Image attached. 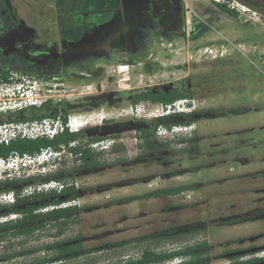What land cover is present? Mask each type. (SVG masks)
<instances>
[{"label": "rangeland", "instance_id": "rangeland-1", "mask_svg": "<svg viewBox=\"0 0 264 264\" xmlns=\"http://www.w3.org/2000/svg\"><path fill=\"white\" fill-rule=\"evenodd\" d=\"M5 1L13 18L33 29L38 41H58L61 33L62 37H70L80 20L81 6H87L82 0ZM192 1L186 0V4L190 6ZM194 3L206 7L204 2ZM252 22L255 18L247 16L243 21L214 22L208 39H213L215 45L206 49L198 50L196 43L154 46L146 59L158 65L155 70L147 60L131 66L125 55H118L111 62L89 58L53 75L77 87L96 82L97 78L102 80L110 102L92 98L85 103L99 110L104 119L101 126L106 120L113 123L110 127L116 125L117 132L107 131L104 139L116 141L114 147L118 150L99 154V165L79 171L75 168L81 163L63 155L60 164L50 163L40 169L47 175L72 174L62 183L76 187L74 206L79 208L77 217L66 228L57 224L54 230L46 227L41 232L40 261L54 255L42 247L76 236L81 250L94 252L48 264H121L125 257L132 258L145 249L164 253L204 238L210 246V264H228L225 255L236 250L242 252L234 255L239 257L264 249V28ZM95 59L96 65L92 66ZM119 65L128 67L117 71ZM14 67L17 73L37 78L22 73L20 65ZM181 80L191 90L194 107L203 115L173 138L162 139L155 134L157 150L147 151L137 138V124L153 119L145 113L140 118L129 113V91L149 86L178 87ZM143 104L149 113L153 112L155 106ZM35 113L29 108L0 119L17 121ZM181 139L185 143L180 144ZM7 178L0 179L10 182ZM178 187L186 192L165 198L146 196ZM239 217H244V222L223 225ZM193 224H199L200 229L171 238L143 239ZM60 229L61 236H52ZM179 260L173 258L171 263Z\"/></svg>", "mask_w": 264, "mask_h": 264}, {"label": "flooded vegetation", "instance_id": "flooded-vegetation-1", "mask_svg": "<svg viewBox=\"0 0 264 264\" xmlns=\"http://www.w3.org/2000/svg\"><path fill=\"white\" fill-rule=\"evenodd\" d=\"M83 1H87V6H81L82 9L78 13L80 20L77 22L76 31L70 37H62L61 33L58 41H38L35 31L23 21L13 18L9 4L0 0V69H14L15 65H20L22 71L36 76H47L89 58L111 62L118 55H125L126 62L131 60L130 65L134 66L136 61L147 60L146 56H151L147 53L151 52L154 46L196 43L195 46L199 50L215 45L213 39L209 40L208 37L213 34L212 25L216 21L237 22L243 21L244 16H247L250 20L255 18L252 23L264 28L263 0H194L190 6L186 4V0ZM196 1L204 2L206 7L200 8L194 3ZM201 44L203 47H199ZM97 59L91 61L92 66L96 65ZM147 62L154 70L158 67L156 63L151 64L148 60ZM94 83L99 84L100 91L96 95L86 96L82 103L96 97L109 103L110 97H107L108 91L103 89L102 80L97 78ZM156 87L161 86L144 88ZM189 91L191 94L190 89ZM184 99L194 104L192 97ZM192 113L196 119L203 115L196 106L193 107ZM109 122V125L113 124ZM101 125L86 127L77 133L79 137L73 142H78L80 145L77 146L85 149L83 143L87 142V130L100 128ZM114 126L109 127L107 131H111V134L116 132ZM73 158L82 165L79 156ZM41 181L40 178H27L19 180L16 185L13 184L10 190L7 189L9 184L6 182L0 187V264H40L39 238L42 231L39 228V220L36 219L33 223L29 220L28 209L31 202L21 203L19 212L10 214L6 195L13 194L14 204L18 200H30L32 195L39 193L36 192V186L43 184ZM32 204L37 205L36 202ZM37 212L38 210L34 213ZM11 215H16L15 219H11ZM15 224H18L17 228H14ZM26 244L29 246L25 249ZM83 251L78 257L93 253ZM25 258L28 259L27 262Z\"/></svg>", "mask_w": 264, "mask_h": 264}, {"label": "trees", "instance_id": "trees-1", "mask_svg": "<svg viewBox=\"0 0 264 264\" xmlns=\"http://www.w3.org/2000/svg\"><path fill=\"white\" fill-rule=\"evenodd\" d=\"M127 63L131 64L132 61L128 60ZM12 69L13 68L0 69V80L6 81L7 74L9 71H13ZM22 73H28V71H22ZM53 75L54 74L47 76H36V75L34 76L42 79H49L53 77ZM182 80L180 81V83H178L180 84V86L178 87L161 86L159 88L156 87V88H142V89L131 90L129 91L130 106H134L139 103H145V102H150L152 104L168 105L178 99L188 98L191 96L190 91L187 87L182 85L185 79L184 81ZM95 99H98V97L93 98L92 100ZM75 107H82L81 110L93 109V107L89 106L87 103H82L81 105H77V106L68 105L64 103L61 104L45 103L40 108H34L36 112L34 115L25 117L21 120L9 121V122H26V121L41 120L44 118L55 117L59 112L62 113L63 121L65 122L66 120L65 117L67 113L69 112L70 109ZM23 111H19V112H23ZM194 120L195 117L193 113H180V114H173L169 116L154 118L150 123L139 121V124L135 123L138 126L137 138L141 142V145L147 149V151L153 152L157 150V141L154 139L155 131L157 128L164 127L170 129L173 126L188 127L193 124ZM109 123H110L109 121H106L105 125L100 128L87 130L86 141L95 142L106 137L107 130L110 127ZM114 128L117 129L116 126H114ZM116 132L114 131V133ZM116 136L117 135L114 134L112 137L114 138ZM78 137L79 135L77 133H69L67 130H65L62 134L57 135L51 141L43 138L36 140H14L7 146L0 145V158H6L13 152L18 154H24V153L34 154V153H38L41 149L47 147H51L55 150H58L60 145L67 146L69 143L77 140ZM185 141H186L185 139H181L180 144L185 143ZM163 146L164 149L173 151V149L167 147L166 145ZM69 150L74 157L79 156V159L82 161V165L75 168L76 171L99 165L98 161L96 160L99 154L94 153L91 149L89 148L82 149V146H77ZM117 150H118L117 147L113 148V151H117ZM52 173L48 175L45 174V175L33 176L30 177V179L40 178L42 179L41 182L43 183L49 182L50 180L61 181V183L62 182L64 183V181H66L68 178L73 177L72 174H67V173H61V172L54 174ZM18 181L19 180L6 182L9 184L7 186V189L9 190L12 189L13 186L16 185ZM2 184L3 182H0V187L2 186ZM64 185L65 186L63 187V189L59 192H56L55 190H50L47 192H39L38 194L32 195L30 200L24 199L23 202L18 200L15 204L14 203L9 204L8 209L10 214L18 213L19 206L21 205V203H26L30 201L31 206L28 209L29 220L31 223H33V221L36 219L39 220V228L41 231H43L46 227H48V231L54 230L53 228L57 226V224H61L63 228H66L70 223V221H72L73 218L75 219L77 217L79 208H77L76 206H70L66 208L58 207L62 202L75 201L78 197V190L76 189V187H74L73 185H68L67 183H65ZM184 192H186V189H184L183 187H178V188H172L166 190H156L151 193H148L146 196L148 198H155V197L165 198L170 196H176ZM33 202H36L37 205L32 204ZM50 207L53 208L46 210L44 212L42 211L43 209H48ZM36 210H38V212L34 213ZM244 220H245L244 217L232 218L224 221L223 225L232 226V225L240 224L244 222ZM198 226L199 224L196 225L193 224L179 228L167 229L158 232L154 236H147L144 237L143 239H152L156 237L171 238L176 235L195 232L198 229H200V227ZM17 227L18 224H15L14 228ZM62 231L63 230L60 229L59 232H55L54 235L52 236H58V235L61 236ZM138 240L139 239H136L135 241ZM131 242L133 241H127L126 244ZM209 248L210 246L208 245V243L202 242V243L193 244L189 247H183L179 251H174L169 253H153L152 251L145 249L144 251H142L139 258L137 259L130 258L127 261L122 262L121 264H164L165 262H169L168 260L171 261V259L173 258L175 259L180 258L181 261L177 264H210L211 258L208 255ZM42 250L52 252L54 253V255L42 259L40 261V264L64 262L70 259H75L79 255L84 253V251L81 250L80 247V238L77 236L73 237L70 240H64L61 242L54 243L52 245L44 246L42 247ZM85 252H94V249H89ZM243 252H249V251H243ZM237 253H242V252H238L236 250L234 252H231L230 254L225 255L226 257L229 258L228 264H264V257L244 259L246 256L253 255L254 253L242 255L239 257L234 256Z\"/></svg>", "mask_w": 264, "mask_h": 264}, {"label": "built area", "instance_id": "built-area-1", "mask_svg": "<svg viewBox=\"0 0 264 264\" xmlns=\"http://www.w3.org/2000/svg\"><path fill=\"white\" fill-rule=\"evenodd\" d=\"M127 65H119L116 67L117 71H123L127 68ZM80 89L78 91V89ZM100 86L97 83H91L84 86H72L66 84L60 78L51 77L49 79L28 77L24 74L17 73L16 71H9L6 81L0 80V117L9 113H16L29 108H40L45 103L52 104H68L77 105L80 100H83L86 96H93L98 94ZM150 105V104H149ZM155 108L152 113L147 111V108L143 103L131 106L129 113L131 115L138 114V118L144 116L147 118H158L163 116H169L180 113H190L193 110V102L188 99H178L168 105H152ZM63 115L59 112L55 117L44 118L36 121L26 122H9L0 119V145H9L14 140H36L47 139L53 140L57 135L62 134L65 130L69 133H79L86 127L100 126L104 119L101 117L99 110H80L70 109L65 117V122L62 119ZM191 126H173L170 129L159 127L156 129L155 134L158 138L167 139L180 135V133L186 132ZM191 136V135H189ZM116 141L113 139H103L99 142H84L85 148L91 149L96 154L111 152L115 146ZM80 145L78 142H71L67 146L60 145L58 150L51 147L41 149L38 153L34 154H18L11 153L6 158H0V178L7 179L9 181L23 180L37 175H45L44 171L41 172L45 165L50 163L56 165L62 161L63 157H72V153L69 149L75 148ZM66 153V154H65ZM65 155V156H64ZM2 173H7L5 176ZM0 182H5L0 179ZM72 185V184H68ZM65 185L57 181H49L47 183L39 184L36 186V192H47L55 190L59 192ZM7 204H12L14 197L12 193H8ZM75 201L62 202L58 207L66 208L74 206ZM43 209L46 211L52 209ZM16 215H11V219H15ZM197 240L196 243L206 242ZM191 246V245H190ZM185 247V246H184ZM183 247H177L176 249H169L166 252L179 251ZM144 251V250H142ZM136 253L133 259L140 257L141 253ZM164 252V253H166ZM264 249L254 253L253 255L246 256L244 259L251 258H263ZM130 257H125V261ZM176 260V259H175ZM181 260L176 263L177 264ZM167 263V262H165Z\"/></svg>", "mask_w": 264, "mask_h": 264}, {"label": "clouds", "instance_id": "clouds-1", "mask_svg": "<svg viewBox=\"0 0 264 264\" xmlns=\"http://www.w3.org/2000/svg\"><path fill=\"white\" fill-rule=\"evenodd\" d=\"M190 113H192V112H190Z\"/></svg>", "mask_w": 264, "mask_h": 264}]
</instances>
